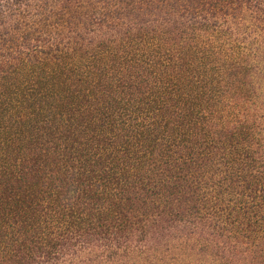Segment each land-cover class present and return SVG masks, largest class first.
I'll list each match as a JSON object with an SVG mask.
<instances>
[{"label":"trees","instance_id":"1","mask_svg":"<svg viewBox=\"0 0 264 264\" xmlns=\"http://www.w3.org/2000/svg\"><path fill=\"white\" fill-rule=\"evenodd\" d=\"M261 7L0 0V264H264Z\"/></svg>","mask_w":264,"mask_h":264},{"label":"rangeland","instance_id":"2","mask_svg":"<svg viewBox=\"0 0 264 264\" xmlns=\"http://www.w3.org/2000/svg\"><path fill=\"white\" fill-rule=\"evenodd\" d=\"M260 2H261V9H263L264 10V0H260ZM253 15H255V13H252ZM264 15V14H263ZM262 81H263V83H264V76H263V79H262ZM261 96V99H262V101L264 102V91L262 92V94L260 95ZM264 110V109H263ZM263 116H264V113H263Z\"/></svg>","mask_w":264,"mask_h":264}]
</instances>
